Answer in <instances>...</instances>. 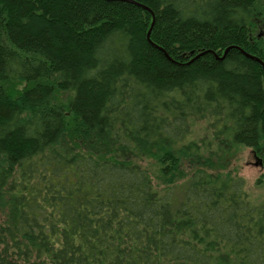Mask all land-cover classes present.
<instances>
[{
    "label": "trees",
    "instance_id": "trees-1",
    "mask_svg": "<svg viewBox=\"0 0 264 264\" xmlns=\"http://www.w3.org/2000/svg\"><path fill=\"white\" fill-rule=\"evenodd\" d=\"M243 149L264 0H0V264H264Z\"/></svg>",
    "mask_w": 264,
    "mask_h": 264
},
{
    "label": "rangeland",
    "instance_id": "rangeland-1",
    "mask_svg": "<svg viewBox=\"0 0 264 264\" xmlns=\"http://www.w3.org/2000/svg\"><path fill=\"white\" fill-rule=\"evenodd\" d=\"M232 157V156H231ZM218 162L216 169L222 168L231 171H237L246 180V188L249 195L256 202H264V159L249 149H243L237 152L235 156L230 159L224 156V161ZM263 162V163H262ZM219 165L222 166L219 168Z\"/></svg>",
    "mask_w": 264,
    "mask_h": 264
},
{
    "label": "flooded vegetation",
    "instance_id": "flooded-vegetation-1",
    "mask_svg": "<svg viewBox=\"0 0 264 264\" xmlns=\"http://www.w3.org/2000/svg\"><path fill=\"white\" fill-rule=\"evenodd\" d=\"M263 163V162H262ZM263 166V168H264V164L262 165Z\"/></svg>",
    "mask_w": 264,
    "mask_h": 264
}]
</instances>
